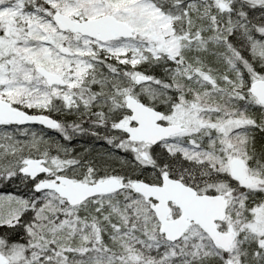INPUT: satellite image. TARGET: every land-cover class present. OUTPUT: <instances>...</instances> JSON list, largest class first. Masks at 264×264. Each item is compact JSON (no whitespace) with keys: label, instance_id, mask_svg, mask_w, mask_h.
Returning <instances> with one entry per match:
<instances>
[{"label":"snow or ice","instance_id":"1","mask_svg":"<svg viewBox=\"0 0 264 264\" xmlns=\"http://www.w3.org/2000/svg\"><path fill=\"white\" fill-rule=\"evenodd\" d=\"M0 264H264V0H0Z\"/></svg>","mask_w":264,"mask_h":264}]
</instances>
